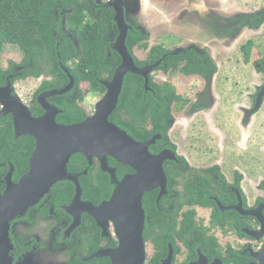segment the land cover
Listing matches in <instances>:
<instances>
[{"label":"flooded vegetation","instance_id":"obj_1","mask_svg":"<svg viewBox=\"0 0 264 264\" xmlns=\"http://www.w3.org/2000/svg\"><path fill=\"white\" fill-rule=\"evenodd\" d=\"M48 1L54 18L52 36L56 44L66 39L73 45L77 50L73 61H67L66 66L59 63L58 68L36 69L23 63L21 53L15 66L0 68L3 72L0 87L9 85L11 94L19 98L35 119L43 117L47 109L56 114L55 122L61 126L82 124L92 118L107 93L106 83L112 80L122 60L114 49L121 34L115 20L116 6H119L126 27L124 45L135 66L140 70L157 66L146 79L131 72L124 75L117 105L108 121L138 143L158 136L148 146L147 154L151 157L165 154L166 158H162L161 164H151L149 157L135 156L132 164L125 165L94 149L73 153L66 164V178L56 182L37 204L10 222L11 264H111L110 258L103 254L117 249L119 238L114 222L97 210L110 200L126 176L135 177L137 168L142 167L146 170L145 178L152 181L142 195L144 264H194L200 258L206 264L257 263L255 254L262 249L264 240L255 239L248 231L258 233L261 229L258 217L264 218V96L256 103L264 86V53L254 62V71L261 76V82L249 94V101L240 105L239 120V115L236 118L223 115L224 108L213 106V102L205 98L209 96L205 95L186 102L177 94L180 99L170 103L168 116H159L160 109L152 111V105L158 101L150 99L153 73H169L173 69L167 72L159 69L165 66L168 56L186 55L187 52H193L202 65H209L211 71L215 62L209 49L200 46L175 53L162 44L151 45L147 31L151 25L146 24V16L139 11L136 0H78L80 12L76 21H67L72 9L63 7L64 0ZM188 6L179 11L178 18L197 10L195 17L200 21L197 32L206 33L208 42L214 43L216 31L229 38L237 25L217 23L203 2L190 1ZM142 18L145 20L141 21ZM205 19L207 25L202 28ZM247 22L244 21V28L251 30L246 26ZM95 51L113 62V68L77 67L78 58ZM153 57L157 60L150 63ZM184 63L185 60L179 61L178 68ZM177 71L185 76H199L209 94L211 76L216 72L202 77ZM131 76L138 78L136 83L132 82L135 80ZM140 83L143 99L127 101L126 107L118 108L124 86ZM69 86L63 94L49 95ZM25 87L30 91L26 92ZM159 103L165 105L164 101ZM185 103H190L189 121L185 120L186 126L177 128L179 140L173 141L169 137L174 127L172 111ZM228 105L225 106L226 113ZM163 107L166 113V107ZM208 109V114L199 116ZM9 119L11 141L25 137L33 140L27 173L36 141L28 135L15 136L13 117L4 114L0 104V132L7 131L5 122ZM188 124H191L190 128ZM6 152L3 151L0 160V195L5 190L9 172L13 183L25 174H15V167ZM259 208L260 211H256ZM251 211H256V216L247 214ZM205 240L208 245L203 244Z\"/></svg>","mask_w":264,"mask_h":264},{"label":"water","instance_id":"obj_2","mask_svg":"<svg viewBox=\"0 0 264 264\" xmlns=\"http://www.w3.org/2000/svg\"><path fill=\"white\" fill-rule=\"evenodd\" d=\"M116 12L115 20L121 34L114 49L121 55V64L117 67L112 80L106 83L107 93L97 105L95 114L86 122L73 126L58 125L55 122L56 114L49 109L43 117L35 119L31 117L19 98L11 94L9 85L0 87V104L4 114H11L13 117L15 136L28 135L36 141V148L29 160L28 172L17 183L11 181L9 172L5 190L0 195V264H11L10 222L37 204L56 182L66 178V164L73 153L94 149L98 154L111 155L125 165L132 164L131 160L135 156L143 159L149 157L151 164H161L162 158H166L165 154L157 157L147 154L148 146L153 144L158 136L148 142L138 143L108 121L109 115L117 105L124 75L131 72L146 79L147 74L157 66L154 64L141 70L135 66L124 45L126 27L119 6H116ZM69 88L70 86L59 92H51L49 95L63 94ZM263 96L264 86L257 95V104ZM137 170L138 174L135 177L126 176L117 185L110 200L97 210L114 222L119 238L118 248L103 254L110 258L111 264H144L145 262L142 195L152 181L145 178L144 167ZM256 211H260V208ZM256 211L247 214L256 216ZM258 219L261 223L260 231L258 233L248 231V233L255 239L264 240V218L259 216ZM255 258L257 263L252 264H264V241L262 249L255 254ZM194 264H206V261L200 258Z\"/></svg>","mask_w":264,"mask_h":264},{"label":"rangeland","instance_id":"obj_3","mask_svg":"<svg viewBox=\"0 0 264 264\" xmlns=\"http://www.w3.org/2000/svg\"><path fill=\"white\" fill-rule=\"evenodd\" d=\"M139 11L144 13L147 22L151 28H147L148 38L151 45L162 44L165 48L176 52L204 46L209 49L210 57L216 65V73L211 76L209 94L204 86V81L197 75H182L177 69L169 73L160 71L153 73L155 83H169L186 102L198 100L201 95L209 96L213 106L221 105L224 109L223 115L230 114L238 120L242 103L249 101V94L254 92L255 85L261 82V76L254 71V62L262 57L264 53V24L255 29L244 28V21L250 15L264 6V0H136ZM203 2L206 5L208 14L214 15L216 22L220 24L236 23L229 38L224 34L215 32V41L208 42L206 33L199 34L197 26L200 24L195 17L196 11L188 12L187 16L178 18V13L184 7L189 8V2ZM209 7V9L207 8ZM145 19L142 18L141 21ZM202 24V28H205ZM144 24V23H143ZM140 25V24H139ZM204 36V38L201 37ZM228 35V34H226ZM251 40L253 46L251 49L250 60L245 64L240 46L246 41ZM21 59V52L12 46L6 45L0 54V68L6 69L11 62L18 63ZM25 91H30L25 87ZM92 102V100H91ZM230 102V105L227 104ZM228 110L225 112V106ZM231 107V108H230ZM204 108V107H202ZM226 108V109H227ZM190 109V103H185L178 109L172 111V127L169 137L173 140H179L178 130L181 126H186L187 112ZM218 110H221L219 108ZM200 113L199 116L208 114ZM195 115L197 113L193 111ZM231 112V113H230ZM211 115V114H210ZM208 115L207 117H210ZM206 117V118H207ZM186 120V121H185ZM234 120V119H233ZM192 120H190V123ZM191 124H188V127ZM190 128V127H189ZM264 148V146H263Z\"/></svg>","mask_w":264,"mask_h":264},{"label":"trees","instance_id":"obj_4","mask_svg":"<svg viewBox=\"0 0 264 264\" xmlns=\"http://www.w3.org/2000/svg\"><path fill=\"white\" fill-rule=\"evenodd\" d=\"M48 2V0H0V54L6 45L15 47L24 55L23 63L36 69L58 68L59 63L66 66L67 61H73V57L77 53L73 45L66 39H62L56 44L52 36L54 18L48 7ZM78 4V0L63 1V7L72 9V13L67 15V21L79 19L78 12H80V8H78ZM247 20L246 26L250 29L264 24V8L252 13ZM80 44L83 47L82 43ZM252 46V41H247L240 47L245 63L250 60ZM156 60L157 58L153 57L150 63ZM181 60H185V63L178 68ZM112 63L104 59L100 51H95L87 52L86 55L84 54L81 58H78L77 67L113 68ZM164 63L165 66L159 68L163 72L178 69L183 74H199L202 77H209L216 72L214 64L211 66L210 71L209 65H202L200 59L196 58L193 52H187L186 55L180 53L169 55ZM15 65L11 62L9 67ZM1 74L3 72L0 69ZM131 78L135 80L132 81L135 83L138 80L136 76H131ZM150 86L152 88L151 101H158L157 104L152 105L153 113L160 109L159 116L164 114L168 116L170 103L179 101L180 96L175 93L174 87L167 82L157 85L152 80ZM143 97L144 91L141 83L134 86L126 84L118 108L126 107L125 103L127 101L130 102L137 98L143 99ZM161 101H164L165 105L160 104ZM163 106L166 107V113L163 112ZM5 124L7 125V131L0 132V160L3 158V151L6 150V156L14 165L15 174L19 176L27 170V160L33 148V140L25 137L17 141H11L12 126L10 119ZM203 244L208 245L209 243L205 240Z\"/></svg>","mask_w":264,"mask_h":264}]
</instances>
